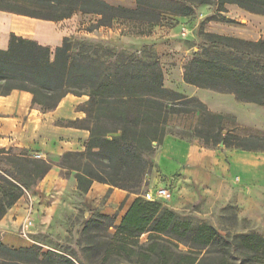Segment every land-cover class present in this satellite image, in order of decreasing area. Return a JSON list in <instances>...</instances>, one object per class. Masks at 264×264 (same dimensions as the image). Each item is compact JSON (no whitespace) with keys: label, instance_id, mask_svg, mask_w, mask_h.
Instances as JSON below:
<instances>
[{"label":"trees","instance_id":"obj_1","mask_svg":"<svg viewBox=\"0 0 264 264\" xmlns=\"http://www.w3.org/2000/svg\"><path fill=\"white\" fill-rule=\"evenodd\" d=\"M202 4L215 6L218 13L235 4L264 16V0H135V8L104 0H0V10L51 21L75 13L93 14L97 19L87 31L128 22L136 25L134 34L146 35L165 18L172 25L176 17L192 16L195 6ZM222 21L234 22L225 17ZM202 35L241 55L264 57L263 39L250 41L212 32ZM71 39L64 37L51 49L10 34L7 48L0 49V95L12 89L27 91L32 105L43 112L53 110L67 94L85 95L87 99L79 107L85 117L79 125L88 131L84 149L62 153L57 164L34 158L27 148L0 147V219L53 165L63 178L74 173L80 193L99 182L137 196L118 224H113L116 215L106 214L87 221L80 233L81 260L55 250L43 251L37 244L13 248L0 242V264H264L263 237L250 234L230 240L209 225L180 220L161 202L146 200L139 193L152 167L144 155L166 135L264 151V131L237 122L228 128L224 124L228 114L211 112L196 96L164 87L157 56L107 62L84 51L83 42L76 43L82 49L75 48ZM242 61L194 55L183 66L182 79L198 88L233 94L240 102L264 106V67L257 73ZM186 115L195 116L194 126L174 130L172 120ZM235 128L249 129V133L239 134ZM103 225L114 227L108 240L100 236ZM145 233L146 241L139 243ZM239 251L240 256H233Z\"/></svg>","mask_w":264,"mask_h":264},{"label":"rangeland","instance_id":"obj_2","mask_svg":"<svg viewBox=\"0 0 264 264\" xmlns=\"http://www.w3.org/2000/svg\"><path fill=\"white\" fill-rule=\"evenodd\" d=\"M125 3L126 7L135 8L133 2L126 1ZM195 8L201 9L203 19L200 25L196 26L194 36L188 37L189 39L177 37L180 43H172L174 46L172 61L166 59L161 61L165 73L163 75L164 86L169 85L172 78H178L177 71L179 68L176 67H179L181 63H185L186 58L190 57L191 59L194 55L221 59L241 58L243 60L241 64L244 67L257 73L263 72L261 68L264 67V57L241 55L232 48L207 41L202 34L203 32H212L250 41L264 40V25L247 21L237 16L233 17L229 5H226V12L220 13L217 12L215 6L209 4L196 5ZM224 17L234 22L222 21ZM205 21H207V24L203 26ZM93 22L86 23L84 29L86 30ZM171 23V19L165 18L161 24L170 25ZM135 26L128 22H115L110 28L92 30L90 37H71V40L75 48L82 49L76 43L83 42L84 51L107 62L121 63L131 59H148L157 56V50L152 45H145L142 48L137 47V36L139 35L133 33L137 31ZM223 27L229 33L219 32L223 30ZM142 28L146 29V27ZM166 64L174 67L166 66ZM177 85L172 88L178 89L179 92H183L182 94L188 97H199L207 105L213 107L214 110H220L215 111L217 113L228 114L224 120V124L228 128L234 127L237 122L245 127L264 131V106L255 104L244 105L242 103L248 102L240 103V101H235L233 94V97L231 94H219L215 91L198 88L186 83L180 84L178 82ZM209 108L208 110L211 109ZM227 112L233 113L237 117ZM171 124L175 128L174 130L191 128L195 124V116H178L172 120ZM234 130L239 134L249 133V129L245 128H235ZM183 140L190 142L203 155L202 160H200L203 164V169L197 174L198 176L191 177L187 176V174L183 176L182 171L172 174L168 173L165 168L160 167L155 161V157L159 152V146H157L152 152L144 155L152 167L145 174L143 185L139 189L140 195L145 199L147 193L154 195L157 188L164 186L170 190L171 199L160 204L162 207L177 214L180 220L188 221L192 224L203 223L209 225L220 235L230 240L237 239L241 235L250 234H256L264 238V180H261V178H264L262 177L264 174L263 161L256 158L250 160L253 163L252 172L254 177L253 182L249 184L252 196L248 194V197H246L244 187L242 186L241 188L242 178L240 173H232L230 175L227 187L222 185L215 190V194L207 193L205 191L207 186L206 166L210 165L212 154L220 158L223 166L228 167L233 157L232 152L240 149L226 147L223 144L220 146V143L217 145L204 144L201 139L193 136L186 137ZM249 152H252L253 156L264 155V151ZM36 153L30 151L32 156ZM60 156L54 159H49L48 157L45 159L57 164ZM36 159H43V157L40 155ZM183 167L186 166L184 165ZM191 168L192 166L188 169ZM240 169H242L243 173H246L247 170L250 171L249 166L248 168L243 166ZM73 174L71 172L66 178L59 175L54 185L40 193H33L35 186L25 191L24 196L30 209L27 208V213L22 221L24 222L26 217H28L32 221V225L25 227L24 231H22V222L18 231L21 237L29 239L28 243L39 245L43 251L55 250L67 254L75 260H81V230L87 221L96 214H105L103 211L107 209L108 193L99 199L95 198L91 201L85 199L82 193L76 189ZM126 192L128 197L132 196L135 198L137 196L134 192ZM29 193H31V196ZM250 197H252V201ZM124 206L125 200L115 206L112 214H106L108 216L116 215L113 222L114 225L120 222L124 214ZM114 231L113 225L109 227H104L103 225L100 236L108 240ZM23 232H25V235ZM146 239L147 234H142L138 238V242L144 243ZM7 246L16 248L10 245ZM179 248L186 250V247L181 244ZM240 252H233L232 254L233 256H240Z\"/></svg>","mask_w":264,"mask_h":264},{"label":"crops","instance_id":"obj_3","mask_svg":"<svg viewBox=\"0 0 264 264\" xmlns=\"http://www.w3.org/2000/svg\"><path fill=\"white\" fill-rule=\"evenodd\" d=\"M104 1L110 5L125 7L127 6L125 2L131 1L133 2V6H136L135 0ZM229 6L231 7V15L233 17L237 16L238 18L264 25V16L247 12L235 4ZM202 16L203 13L198 8L195 9V13L192 16L176 17L172 25L161 24L155 26L149 34L137 36V47L142 48L145 45H152L157 50V57L160 63H162V59L172 61L171 58L174 56L172 52L174 46L172 43H180L177 37L182 39L180 36L181 29H186L184 39L194 36V30L202 22ZM95 19H97V16L93 14L75 13L69 18L51 21L0 10V49L7 48L10 34L35 40L39 44L53 49L61 44L64 37H90L93 31L85 30L84 26ZM206 24L207 21H205L203 26ZM219 32L229 33L224 27ZM189 59L190 57L186 58L185 63H181L179 67H176L179 68L177 71L178 78H172L169 85L164 87L179 92L178 89L172 87L178 86V82L180 84L185 83L182 79L183 66ZM166 66L174 67L168 64ZM161 67L163 69L162 64ZM31 99L32 95L29 92L18 89H12L8 94L0 95V147L27 148L30 151L37 152L43 159L47 157L54 159L66 151H82L84 149L88 131L79 125L80 121L85 117V113L79 107L87 99V96L67 94L53 110L46 112L32 105ZM202 102L206 107H210L204 101ZM242 104L253 105L254 103ZM210 108L209 111L214 113H217L215 111H220L214 110L213 107ZM227 113L237 117L233 113ZM232 155L230 166L225 167L220 158L212 154L210 165L206 166L207 186L205 187V191L215 194V190L219 186H228L232 173H240L242 178L241 188L242 186L244 187L246 197H248V194L252 196L249 184L253 182L254 177L252 172L253 163L250 160L253 158L261 159L264 163V155L258 154V156H253L252 152L244 150H234ZM202 156L199 149L192 146L190 142L175 138L172 135H166L159 145V152L155 157V161L160 167L165 168L168 173L172 174L182 171L183 176L187 174V176L197 177V174L203 169V164L200 162ZM184 165L186 167H183ZM191 166L192 168L188 169ZM243 166L247 168L249 166L250 171L247 170L246 173H243L242 169H240ZM59 175L60 169L56 165H53L46 175L35 185L33 193H40L43 190L49 189V187L57 182ZM262 177H264V174ZM261 180H264V178H261ZM106 193H108V197L107 209L103 211L105 214H112L115 206H118L125 200L124 213L134 199L132 196L128 197L125 190L109 187V185L99 182H93L90 189L86 193H82V195L85 199L91 201L95 198L99 199ZM29 194L31 196V193ZM250 200L252 201V197H250ZM27 202L26 197L23 195L0 219L1 243L16 248L32 245L28 243L29 239L21 237L18 231L29 209Z\"/></svg>","mask_w":264,"mask_h":264},{"label":"built area","instance_id":"obj_4","mask_svg":"<svg viewBox=\"0 0 264 264\" xmlns=\"http://www.w3.org/2000/svg\"><path fill=\"white\" fill-rule=\"evenodd\" d=\"M180 36L181 37H185L186 36V29L182 28L181 32H180ZM35 158H39L40 155L38 153L34 154ZM145 199L146 200H156L159 202H163V201H168L171 199V192L168 188L161 186L159 188H157L154 192V195H151L150 193H147L145 195ZM30 209V208H29ZM32 225V221L30 219H28V217H26V219L23 222V226H22V231H24L25 227L27 226H31ZM23 234L25 235V232H23Z\"/></svg>","mask_w":264,"mask_h":264},{"label":"water","instance_id":"obj_5","mask_svg":"<svg viewBox=\"0 0 264 264\" xmlns=\"http://www.w3.org/2000/svg\"><path fill=\"white\" fill-rule=\"evenodd\" d=\"M223 134L225 133V131L222 132ZM220 146H222V143H220Z\"/></svg>","mask_w":264,"mask_h":264}]
</instances>
